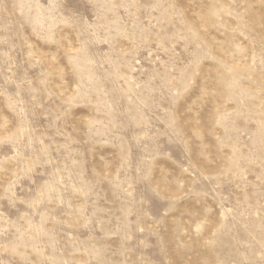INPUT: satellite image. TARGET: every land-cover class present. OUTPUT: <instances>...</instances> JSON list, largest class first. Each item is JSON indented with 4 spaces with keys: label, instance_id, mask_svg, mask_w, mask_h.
<instances>
[{
    "label": "rangeland",
    "instance_id": "obj_1",
    "mask_svg": "<svg viewBox=\"0 0 264 264\" xmlns=\"http://www.w3.org/2000/svg\"><path fill=\"white\" fill-rule=\"evenodd\" d=\"M0 264H264V0H0Z\"/></svg>",
    "mask_w": 264,
    "mask_h": 264
}]
</instances>
